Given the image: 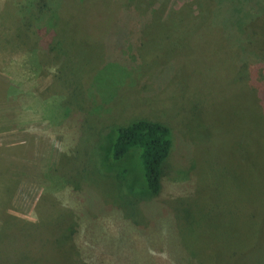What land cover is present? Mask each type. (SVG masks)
<instances>
[{
    "label": "rangeland",
    "instance_id": "374dc122",
    "mask_svg": "<svg viewBox=\"0 0 264 264\" xmlns=\"http://www.w3.org/2000/svg\"><path fill=\"white\" fill-rule=\"evenodd\" d=\"M32 1L0 0V227L53 228L50 264H264V45L243 52L239 0H105L125 23L101 28L74 25L84 2L36 21ZM142 119L172 131L155 197L139 149L112 159Z\"/></svg>",
    "mask_w": 264,
    "mask_h": 264
},
{
    "label": "trees",
    "instance_id": "16d2710c",
    "mask_svg": "<svg viewBox=\"0 0 264 264\" xmlns=\"http://www.w3.org/2000/svg\"><path fill=\"white\" fill-rule=\"evenodd\" d=\"M131 1L134 0H121V2L126 4L128 7H130L132 3ZM223 1L224 0L209 1L210 4H213L212 11L216 14V16H219L217 11L221 9ZM68 2H70V0H33L30 6L27 7V15L31 14V17L33 18L34 16V20L36 21L42 20L41 17L43 16L48 17L49 15V17H52L53 15L54 18L52 21H54L55 17L59 19L60 16H63L62 12H65L67 8H69V10L71 9V12H76L77 10H75V8H77L79 5L83 6L84 2V5L87 9L86 11H83V14L79 15L81 21L78 20V22L77 19H74L73 22L75 26H81L89 23V25L93 28L95 26L101 28V25L103 24L107 25L106 27H109L112 25H121L125 23V21H123L124 16L121 15L122 10L120 11V8L122 7L118 8L115 5H109L108 7L107 1L105 0H91L88 2H85L84 0H76L75 2L69 4ZM236 4L238 5V8L241 7L240 12L243 13L241 20L240 13H238L236 16V18H239L241 32L243 33L240 37H244L247 40V42H242L243 52H247V50H249V42L251 44L258 45V41H260L259 46H263L264 41L260 39V36L263 32L257 29V27L262 23L256 24V27L252 26H254V22H256V20L259 18L264 20V0H261L260 4H256L254 0H239ZM244 6L256 8L254 11H247L248 9H244ZM130 8L135 11L134 8ZM136 12L139 13L138 11ZM134 13L135 12L132 11L128 13V18H132ZM124 14H126L125 11ZM181 20L184 21L183 19ZM261 20L258 23H260ZM56 24L54 22L52 23V26H49L48 24L47 29L50 30L51 27L52 30ZM181 24H184V22H181ZM246 28L247 32H245ZM44 31H46L44 28L39 29V33H44ZM36 32L38 33V31ZM57 32L58 31L53 29L52 34L55 35ZM50 34L51 33H49V35ZM63 35L64 30L62 29L60 32H58L59 37L57 38V41L51 43V45L54 47L50 46V50L56 52L54 61H56L57 58H60L59 55H62L60 46L64 42ZM21 36L24 37L28 42L30 37L28 33L21 34ZM254 38H257V40L252 41ZM52 39L53 38L51 35L44 37V39L41 40V45L43 46L50 44ZM36 46H39L38 41L36 42ZM134 148L139 149L141 153V162L144 170V180L147 190L146 192L153 197L158 196L163 188L165 162L170 157L171 151L173 149L171 129L165 124L145 119L138 120L128 126L119 127L117 130V137L113 143L112 159L114 161H120ZM8 189L9 187L6 185L2 187V191H4L6 194H8ZM0 205H2L1 207H5V205L3 206V203L1 202ZM57 227L59 228L60 232H63L65 226ZM52 232L53 228H46L45 230V228L38 224L21 223L11 219L8 220L3 224L2 227H0V264H50L49 261L46 260L43 262L44 259L40 258V255L42 253L43 256H41L45 258L47 257V254L50 255V252H47V243L50 241L53 235L51 234ZM255 240L256 239H250L248 242H251V246H254ZM52 246L56 248L58 245L51 244V247ZM251 248L252 247H250L249 250H252ZM59 249L61 251V247ZM81 249H84L82 245ZM81 251L79 253H75L73 249L70 251H61L64 253L62 258L69 260V262L72 264H78L77 259L81 257L80 254L84 255V252L82 251L81 253ZM243 253L245 252H236L231 250L228 253L229 258H227V260L229 263L232 262V264H241L240 262L247 257V253ZM243 256L245 257L243 258ZM257 260L258 257L256 259V263L258 264ZM252 261H255L253 256Z\"/></svg>",
    "mask_w": 264,
    "mask_h": 264
}]
</instances>
